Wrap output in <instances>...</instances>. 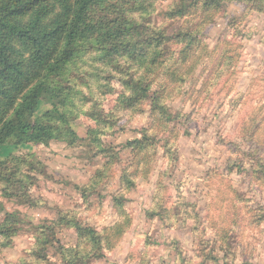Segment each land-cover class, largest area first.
<instances>
[{"label": "trees", "instance_id": "16d2710c", "mask_svg": "<svg viewBox=\"0 0 264 264\" xmlns=\"http://www.w3.org/2000/svg\"><path fill=\"white\" fill-rule=\"evenodd\" d=\"M153 1L0 0V197L31 199L34 193L40 194L39 189L33 190L34 184L23 186L26 174L33 172L32 165L42 171L34 155L24 153L29 146L46 147L53 140L71 145L87 142L109 153L113 132L125 131L129 121L119 111L130 112V117L136 107H149L148 125L137 130L125 147L135 145L141 152L155 148L154 133L180 118L179 112L170 111L166 100L176 85L192 76L199 50L214 51L209 31L215 22L222 18L225 27L216 42L225 38L221 46L234 53L242 43L240 38L250 36L254 26L244 12L236 18L231 9L234 0H167L165 14L170 23L154 26L147 20ZM236 4L256 9L260 0H236ZM257 13L255 10L252 16ZM89 52L96 53L110 71L115 68L112 83L101 98L95 95L96 88H90L91 104L73 75L77 63ZM164 54L176 57L169 67L161 61ZM163 68L166 77L157 81ZM206 83L202 82L200 92L207 89ZM235 95L238 97L231 99L229 108L234 105L237 109L246 97L239 92ZM41 101L47 106L39 112ZM99 102L105 104L104 109L91 111ZM80 116L87 119L83 136L74 128ZM247 126L241 136L256 144L262 122L251 129ZM134 174L125 172L121 177L128 189ZM40 199L41 194L39 204ZM117 200L115 234L110 228L98 230L88 225L78 210L51 206V222L35 226L29 255L17 264H95L107 257L130 221V209L121 198ZM159 219L166 223L164 210ZM17 221L16 213L0 199V245L11 239ZM207 259L216 257L211 252Z\"/></svg>", "mask_w": 264, "mask_h": 264}, {"label": "rangeland", "instance_id": "374dc122", "mask_svg": "<svg viewBox=\"0 0 264 264\" xmlns=\"http://www.w3.org/2000/svg\"><path fill=\"white\" fill-rule=\"evenodd\" d=\"M166 6L167 0H154L147 14L148 23L154 26L165 23L168 25L170 22L166 21ZM231 9L237 19V15L244 12L247 18L254 22L251 35L240 38L242 43L238 45L237 53L232 49L226 51L221 46L225 38L216 42L225 28L224 19L220 18L215 22L209 31L210 48L214 51L199 50L196 58L198 66L192 70V76H187L183 84L176 85L172 97L166 100L170 111L174 114L179 112L180 118L169 122L162 131L157 130L152 137L155 148L159 151L166 149L168 138L171 144L174 139L194 141L209 134L211 122L205 123V114L197 116L195 108L191 112L184 110L187 101L193 97H196L193 103L203 100L209 108L215 105L225 109L226 118L215 132L223 137L225 147L230 145L228 150L232 152L229 157L232 167L229 171L239 178L237 183L251 185L256 188V192L242 197L241 203L247 210L245 220L238 230L239 235L235 238L233 235L228 236L226 250H221L230 264H264V204L261 203L264 196H260L264 189L259 187L264 183V0H260V6L256 9L241 7L234 0ZM255 10L258 12L257 17L252 16ZM215 44L220 47H213ZM161 61L169 67L176 61V57L164 54ZM112 69L113 71H110V66L105 65L98 55L92 52L77 63L73 75L78 83L77 88L85 93L86 102H93L90 88H96L95 95L100 96L102 91L111 85L110 81L115 74V68ZM166 71L167 69L163 68L157 81L166 77ZM205 80L207 89L200 92V86ZM238 92L246 96L242 105L237 109L234 105L229 108V102L238 97L235 95H238ZM191 94L193 97H190ZM95 105L99 107L92 106L91 111H102L105 106L103 102ZM46 106L41 101L39 112ZM104 113L103 119L106 111ZM148 113L149 107L139 106L133 109L130 117L127 116L130 112L119 111V115L129 121L125 131L113 132L114 138L112 146L108 148L109 153H102L103 149L100 151L87 142L71 145L63 140H53L46 147L29 146L24 151L34 155L35 161L40 162L42 171H37L32 165L33 172L26 174L23 186H26V183L34 184L33 190L39 189L43 199H40L42 203L39 204V193H34L31 199L22 195L0 197L3 205L16 213L18 218V229L5 245H0V264H17L21 259L28 257L33 245L31 236L36 235L35 226L50 223L53 208L63 206L78 210L88 225L98 230L110 228L115 234L113 223L119 214V210L114 206L117 198H121L124 206L130 209V221L120 238L115 240L108 256L98 259L95 264H171L173 254L169 248L175 247L177 243L170 235L175 229V216L170 215L150 192L137 185L138 170L134 172L133 184L128 189L121 181L125 172L112 167L113 159L116 158L115 148L121 147V144L125 147L129 137L133 138L137 130L148 125ZM74 122V128L83 136L87 119L80 116ZM257 122H262V126L257 134L256 144H251L241 135L246 133V125L251 129ZM112 131L113 129L108 133ZM161 133L164 135L161 136ZM207 143L215 144V140H209ZM152 155L155 156L156 153L153 152ZM253 199L256 200L255 204L252 203ZM163 210L168 218L165 224L159 219V213ZM173 211L178 214L179 209ZM152 241L157 243H151ZM215 251L216 249L212 248L214 255ZM201 264H204V261Z\"/></svg>", "mask_w": 264, "mask_h": 264}, {"label": "clouds", "instance_id": "9594fccd", "mask_svg": "<svg viewBox=\"0 0 264 264\" xmlns=\"http://www.w3.org/2000/svg\"><path fill=\"white\" fill-rule=\"evenodd\" d=\"M195 99L188 100L184 110L191 112L195 108L197 116L205 114V123L211 122L209 134L194 141L174 139L159 151L152 148L141 152L135 145L121 144L115 148L112 167L124 172L138 170L137 185L175 216V229L170 235L177 243L169 248L173 254L171 264H228L221 249L226 250L228 236L239 235L247 212L241 200L255 193L256 188L237 183L239 178L229 171L230 145L225 147L223 137L215 132L226 118L225 109L215 105L209 108L203 100L193 103ZM213 139L215 144L207 143ZM259 187L264 189V183ZM177 208L178 214L173 211ZM212 248L216 249V259L208 260Z\"/></svg>", "mask_w": 264, "mask_h": 264}]
</instances>
